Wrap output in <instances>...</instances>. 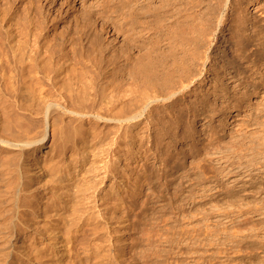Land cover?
<instances>
[{
	"label": "rangeland",
	"instance_id": "1",
	"mask_svg": "<svg viewBox=\"0 0 264 264\" xmlns=\"http://www.w3.org/2000/svg\"><path fill=\"white\" fill-rule=\"evenodd\" d=\"M193 1L195 11L189 15L192 23L186 35L189 43L179 46L177 33V39L173 40L175 34L172 35L171 30L178 26L172 23L173 16L158 26L159 37L150 56L163 62L157 72L160 77L167 73L172 78L178 75L183 62L189 63L190 69L198 64V59L193 61V58L208 32V10L213 0ZM101 3L102 0H9L8 3L0 0V18L15 32L20 50L34 54L48 46L42 59L36 60L41 62L39 69L42 71L54 69L52 56L62 43L67 44L71 38L80 39L78 34L70 33L67 20L73 22L76 16L82 21L79 14L87 15L90 9L93 14L86 20V33L97 38L101 50L98 51L97 46L93 54L87 53L88 42L82 35L84 48L76 50L69 70L71 76L86 84L88 96L98 104L104 94L99 85V67L106 63L108 50L112 46L118 48L122 40V35L115 34L98 13ZM246 6L249 14L256 17L264 14V0H251ZM164 8L168 9L169 5ZM53 14L57 16L53 18ZM231 17L229 10L226 23L231 24ZM38 26L39 29L34 30ZM0 31V63L11 66L14 56L4 30ZM220 77L222 75L215 76L214 68L207 65L203 76L193 77L188 86L181 89L179 76H175V86L181 90L172 100L158 102L153 109V120L135 129L110 121H82L74 137L73 150L79 154L84 151L80 154L83 166L76 183L69 189L75 206L72 226L77 229L73 264H264V168L227 181L204 174L194 166L199 158L192 153L199 149L202 153L199 157L207 159L209 156L203 152L206 147L225 154L230 161L236 153L229 152L225 142L239 128L253 135L260 134L257 124L250 119L251 114L258 112L247 106L227 116L222 140L216 136L217 112L211 111L212 104L220 106L230 93L229 86L219 82ZM123 78L122 83L133 82L125 97H136L142 78L133 79L128 74ZM260 101H264L262 90L251 97L250 103L254 105ZM14 109L27 119L25 122L33 121V129L37 127L34 120L38 116L12 107L8 112L11 117ZM6 110L0 109L2 115ZM132 133L138 135L136 142H139L140 152L122 161L123 170L117 174L120 176L115 180L113 191L110 189L114 172L112 160L123 152L125 140ZM170 157L178 160V168L175 177L165 186L163 162ZM58 158L63 162L61 156ZM143 174L156 193L153 197L149 195L144 199L143 192L151 193L148 187L141 193H133L141 180L146 181Z\"/></svg>",
	"mask_w": 264,
	"mask_h": 264
},
{
	"label": "bare ground",
	"instance_id": "2",
	"mask_svg": "<svg viewBox=\"0 0 264 264\" xmlns=\"http://www.w3.org/2000/svg\"><path fill=\"white\" fill-rule=\"evenodd\" d=\"M249 1L213 0L208 10V32L193 58V61L198 59V64L190 69L189 63L183 62L178 75H174L179 76L181 89L188 86L193 77L203 76L207 65L214 68L215 76L222 75L219 82L228 85L230 93L220 106L212 104L211 109L217 112L215 134L221 140L227 116L232 111L247 106L256 108L258 113L251 114L250 119L257 124L260 134L247 133L244 128L247 125L244 130H234L236 134L225 142L228 151L236 153L230 161L225 154L211 151V147L203 151L209 156L207 159L199 157L202 154L199 149L192 153L199 158L194 166H198L202 173L227 181H235L264 168V101L250 103L254 94L264 91V14L258 17L249 14L246 6ZM99 5L102 6L97 9L98 13L115 34L122 35V40L118 48L112 46L108 50L106 63L99 67V85L104 94L98 104L88 96L86 84L71 76L69 70L76 58V50L84 48L82 35L88 42L87 53L91 55L97 46L96 49L101 50L97 38L86 33V20L93 14L90 9L87 15L83 11L79 14L82 21L76 16L73 22L67 20L70 33L78 34L80 39L71 38L54 51L52 70L40 71L41 62H36L42 59L48 46L34 54L20 50L15 32L0 18V29L4 30L14 56L11 66L0 63V109L8 110L3 115L0 112V264H73L77 229L72 226L75 206L69 189L76 183L83 166L80 162L84 151L80 155L73 150L76 145L74 137L82 121H110L135 129L153 120V109L158 102L172 100L181 90L175 86L174 77L169 73L162 77L157 74L163 62L150 55L159 37V24L170 16L174 17L172 23L178 25L171 30L172 35L175 34L173 40L177 39V33L179 46L189 43L186 35L192 23L189 15L195 11L194 1L102 0ZM165 5L169 8L165 9ZM229 10L231 24L226 23ZM56 16L53 14L52 17ZM38 29L39 26L34 30ZM38 72L41 75H37ZM23 74L24 78L21 77ZM125 74L133 79L136 76L142 78L139 94L134 98L125 97L133 84L122 83ZM12 107L24 109L30 116H38L34 120L37 127L33 129V121L25 122L27 119L15 109L12 117L8 115ZM47 125H50L49 129ZM136 140L139 141L138 135L130 134L123 152L112 160L114 172L110 189L113 191L115 180L120 176L117 174L123 170L122 161L128 155L140 152ZM182 153L186 155V152ZM177 168V159L164 160L162 178L165 186L175 177ZM144 187L151 190L150 194L142 193L144 199L155 196L147 179L141 180L133 193H141Z\"/></svg>",
	"mask_w": 264,
	"mask_h": 264
}]
</instances>
